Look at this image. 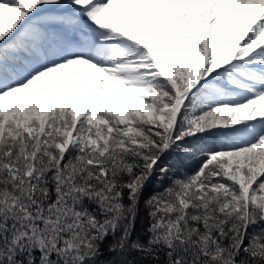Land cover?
I'll list each match as a JSON object with an SVG mask.
<instances>
[{
	"label": "snow or ice",
	"instance_id": "1",
	"mask_svg": "<svg viewBox=\"0 0 264 264\" xmlns=\"http://www.w3.org/2000/svg\"><path fill=\"white\" fill-rule=\"evenodd\" d=\"M0 264H264V0H0Z\"/></svg>",
	"mask_w": 264,
	"mask_h": 264
}]
</instances>
